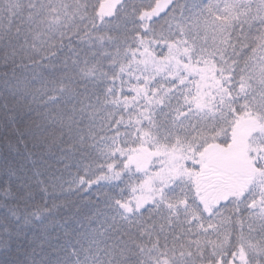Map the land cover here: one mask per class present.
<instances>
[{"label": "snow or ice", "instance_id": "snow-or-ice-1", "mask_svg": "<svg viewBox=\"0 0 264 264\" xmlns=\"http://www.w3.org/2000/svg\"><path fill=\"white\" fill-rule=\"evenodd\" d=\"M0 264H264V0H0Z\"/></svg>", "mask_w": 264, "mask_h": 264}]
</instances>
